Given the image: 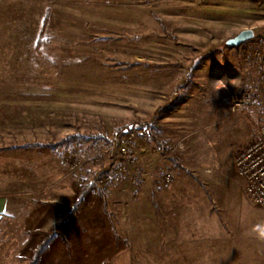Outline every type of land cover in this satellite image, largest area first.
Here are the masks:
<instances>
[{"label":"rangeland","instance_id":"374dc122","mask_svg":"<svg viewBox=\"0 0 264 264\" xmlns=\"http://www.w3.org/2000/svg\"><path fill=\"white\" fill-rule=\"evenodd\" d=\"M245 28L254 36L230 46ZM20 39L22 50L7 55ZM261 72L264 0H0V189L69 193L59 220L69 226L56 222L65 235L38 264H175L181 242L162 236L223 229L238 204L255 203L234 159L259 132L260 115L253 104L233 111L230 100ZM91 133L113 141L79 137ZM70 154L82 162L75 171ZM102 176L109 179L100 185ZM88 182L82 207L69 213Z\"/></svg>","mask_w":264,"mask_h":264},{"label":"crops","instance_id":"0c3cea01","mask_svg":"<svg viewBox=\"0 0 264 264\" xmlns=\"http://www.w3.org/2000/svg\"><path fill=\"white\" fill-rule=\"evenodd\" d=\"M22 48L20 39L7 46L9 52L6 54L16 55L14 52ZM55 187H38L37 190L35 187L32 191L23 187L15 191L0 189V264H24L34 246L69 211L70 201L66 197L69 198V193L64 187ZM238 207L239 216L224 218L223 229L211 223L202 231L195 226L194 230H198L193 233L162 236L164 240L181 242L175 244L176 251L181 253L175 264H264V241L251 234L253 226L264 225V206L250 202L249 205L238 204ZM68 222L60 221L58 225L66 228ZM60 232L62 234L55 237L53 243L65 235L64 228H59ZM110 237L108 233L83 234V240L102 241ZM112 262L130 264L119 259Z\"/></svg>","mask_w":264,"mask_h":264},{"label":"built area","instance_id":"2783aa9c","mask_svg":"<svg viewBox=\"0 0 264 264\" xmlns=\"http://www.w3.org/2000/svg\"><path fill=\"white\" fill-rule=\"evenodd\" d=\"M248 104H253L260 115V128L256 137L248 143L245 147L239 150L234 163L239 175L244 179L246 191L252 200L264 206V72L260 73L259 83L255 86L244 89L243 93H236L230 100V108L233 111L241 109ZM129 131V130H128ZM127 131V132H128ZM133 136L131 132L126 136L120 146L119 156L123 159L124 163L130 162L128 157L129 144ZM129 158V159H128ZM65 161L69 170L75 171L81 166L82 162L78 161L77 157L70 154L65 157ZM84 163V162H83ZM171 175L166 174L165 180H170ZM108 176H102L99 184H105L108 181Z\"/></svg>","mask_w":264,"mask_h":264},{"label":"trees","instance_id":"16d2710c","mask_svg":"<svg viewBox=\"0 0 264 264\" xmlns=\"http://www.w3.org/2000/svg\"><path fill=\"white\" fill-rule=\"evenodd\" d=\"M43 31H44V27L42 26L41 30L39 31L37 41L35 44L37 49H40V47L42 46V42L40 40V37L42 36ZM248 41L249 40H247L245 42H248ZM245 42H242L240 45H242ZM240 45H237V46H240ZM230 46H232V45H230ZM166 108H167V106H163V107L158 108L156 110V116H158V114ZM124 128L125 127H118L115 129V131H114V138L115 139L114 140L121 138V136L124 132ZM147 136L149 137V139L153 138V140H155V142L157 143L159 149L161 150V152L163 154L167 153L169 148L165 144H163V142L161 140H159L156 137H152V135H150V134H147ZM79 137L83 138L85 140H94V139H98V138H103V139H106L107 141H109V140L113 141L104 133H100V134H92L91 133V134L82 135ZM74 138H76V136ZM34 145H38V144L37 143H29L28 144V146H34ZM173 162H174L175 166L178 167L180 170H184V171H187L188 173L192 174L191 170L186 168L178 159L173 158ZM90 187H91V183H89V182L86 184H82L79 187L78 197H77L75 204L73 205V207L71 208V211L69 213H74L82 207L85 196L90 191ZM102 196H103V207H104V210L107 213L108 218L111 222L112 232H113L116 239H121V236L119 235L117 227H116L115 222L113 220V213L108 208L107 199L105 197V194L102 193ZM57 235H60V233L56 231V226L50 232H48V233L46 232L45 237L35 245L32 255L26 259L25 264H38L41 260V257L49 249L50 244L52 243V241L55 239V237Z\"/></svg>","mask_w":264,"mask_h":264},{"label":"water","instance_id":"95a60500","mask_svg":"<svg viewBox=\"0 0 264 264\" xmlns=\"http://www.w3.org/2000/svg\"><path fill=\"white\" fill-rule=\"evenodd\" d=\"M254 36V32L251 28H245L237 33L234 37H231L228 40V44L232 46L240 45L242 42L252 38Z\"/></svg>","mask_w":264,"mask_h":264},{"label":"clouds","instance_id":"9594fccd","mask_svg":"<svg viewBox=\"0 0 264 264\" xmlns=\"http://www.w3.org/2000/svg\"><path fill=\"white\" fill-rule=\"evenodd\" d=\"M253 237L259 241H264V225H256L251 229Z\"/></svg>","mask_w":264,"mask_h":264},{"label":"bare ground","instance_id":"6f19581e","mask_svg":"<svg viewBox=\"0 0 264 264\" xmlns=\"http://www.w3.org/2000/svg\"><path fill=\"white\" fill-rule=\"evenodd\" d=\"M219 71H223V70L218 69L216 72H219ZM216 72H215V73H216Z\"/></svg>","mask_w":264,"mask_h":264}]
</instances>
